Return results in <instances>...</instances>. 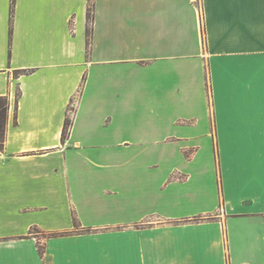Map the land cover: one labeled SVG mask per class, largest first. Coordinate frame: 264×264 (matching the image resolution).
<instances>
[{
    "label": "crops",
    "instance_id": "obj_1",
    "mask_svg": "<svg viewBox=\"0 0 264 264\" xmlns=\"http://www.w3.org/2000/svg\"><path fill=\"white\" fill-rule=\"evenodd\" d=\"M0 97V264H264V0H0Z\"/></svg>",
    "mask_w": 264,
    "mask_h": 264
},
{
    "label": "trees",
    "instance_id": "obj_2",
    "mask_svg": "<svg viewBox=\"0 0 264 264\" xmlns=\"http://www.w3.org/2000/svg\"><path fill=\"white\" fill-rule=\"evenodd\" d=\"M88 26L92 24V9L89 7L88 10ZM90 32V29L89 31ZM8 111H9V101L6 97H0V149L3 146V142L5 139V133H6V127H7V117H8ZM71 125V122L69 119L65 122V128L63 132V140H65L68 136V129ZM36 228L31 229V234L36 236L40 231H36ZM39 253L42 256L44 253L43 248L39 247Z\"/></svg>",
    "mask_w": 264,
    "mask_h": 264
},
{
    "label": "rangeland",
    "instance_id": "obj_3",
    "mask_svg": "<svg viewBox=\"0 0 264 264\" xmlns=\"http://www.w3.org/2000/svg\"><path fill=\"white\" fill-rule=\"evenodd\" d=\"M71 110H72V107H71ZM70 114H72V112L70 113ZM75 228H76V230H79V226H78V224H75ZM36 231H40V230H36ZM33 235V234H32ZM49 235L50 234H47V233H44V232H41L40 231V233H38L36 236L37 237H39V238H46V237H49ZM60 235V234H59ZM41 248H43V247H41Z\"/></svg>",
    "mask_w": 264,
    "mask_h": 264
}]
</instances>
